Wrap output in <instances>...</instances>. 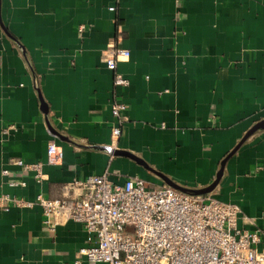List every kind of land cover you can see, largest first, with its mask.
Segmentation results:
<instances>
[{
  "label": "crops",
  "instance_id": "crops-1",
  "mask_svg": "<svg viewBox=\"0 0 264 264\" xmlns=\"http://www.w3.org/2000/svg\"><path fill=\"white\" fill-rule=\"evenodd\" d=\"M111 44L130 52L118 63L127 88L104 63ZM116 101L127 109L113 143ZM261 123L264 0H0V195L58 199L105 173L206 189ZM50 143L59 166L47 164ZM18 161L42 163L45 180ZM203 196L238 205L239 227L260 232L264 250V128ZM44 221L37 205L0 210V264H93L79 256L82 224L51 232Z\"/></svg>",
  "mask_w": 264,
  "mask_h": 264
},
{
  "label": "built area",
  "instance_id": "built-area-1",
  "mask_svg": "<svg viewBox=\"0 0 264 264\" xmlns=\"http://www.w3.org/2000/svg\"><path fill=\"white\" fill-rule=\"evenodd\" d=\"M85 29L80 27V33ZM129 58L128 50L108 46L104 63L114 73L116 87L130 86L118 72V63ZM126 109L121 101L113 105V143L121 136ZM63 159L61 148L50 143L47 164L59 166ZM16 164L35 172L38 183L45 180L42 163ZM35 205L42 208L44 225L51 232L68 221L83 225L88 246L79 256L89 263L264 264V250L258 249L262 236L239 227L242 210L238 205L183 193L167 185L154 186L139 177H126L122 184H114L107 173L94 175L63 185L58 199L40 194L35 202L0 195V210L4 212Z\"/></svg>",
  "mask_w": 264,
  "mask_h": 264
},
{
  "label": "water",
  "instance_id": "water-1",
  "mask_svg": "<svg viewBox=\"0 0 264 264\" xmlns=\"http://www.w3.org/2000/svg\"><path fill=\"white\" fill-rule=\"evenodd\" d=\"M261 128H264V123H261L257 126H255L245 137L244 139L241 141V143L226 157V159H224V161L221 163V169L217 175V178L216 180L214 181V183L209 187V188H206V189H202V190H190V189H186V188H183V187H180L178 185H175L174 183H172L171 181H167V184L177 190V191H180V192H183V193H188V194H192V195H196V196H203V195H206L210 192H212L216 186L218 185V183L220 182L222 176H223V172H224V168H225V165L227 163V161L238 151V149L241 147V145L257 130L261 129ZM120 154H123V155H128L126 153H120ZM128 156H131L132 155H128ZM134 158V157H132Z\"/></svg>",
  "mask_w": 264,
  "mask_h": 264
}]
</instances>
